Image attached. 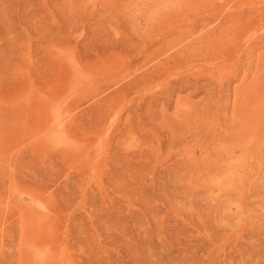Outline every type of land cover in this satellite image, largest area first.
Masks as SVG:
<instances>
[{"label": "rangeland", "instance_id": "rangeland-1", "mask_svg": "<svg viewBox=\"0 0 264 264\" xmlns=\"http://www.w3.org/2000/svg\"><path fill=\"white\" fill-rule=\"evenodd\" d=\"M0 264H264V0H0Z\"/></svg>", "mask_w": 264, "mask_h": 264}]
</instances>
